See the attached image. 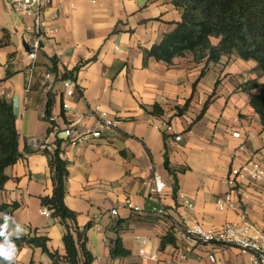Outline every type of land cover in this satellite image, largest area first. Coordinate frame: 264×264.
<instances>
[{"label":"crops","instance_id":"0c3cea01","mask_svg":"<svg viewBox=\"0 0 264 264\" xmlns=\"http://www.w3.org/2000/svg\"><path fill=\"white\" fill-rule=\"evenodd\" d=\"M44 14L53 32L43 42L29 88L31 37L26 29L32 19L14 12L10 0H0V95L13 104L23 153L7 167L8 179L0 190V205H16L9 233L18 224L23 234L47 236L49 247L65 254V228L42 213L41 203L53 191L43 150H54L62 139L61 156L69 168L65 202L77 212L80 227L90 224L87 248L95 257L93 264H252L251 255L238 247L196 242L182 227L196 219L217 229L246 210L264 229V178L243 185L236 209L216 205L231 167L252 156L264 163V126L250 104L251 92L242 87L259 76L256 62L225 56L207 64L187 53L167 64L148 55L181 19L172 0H51ZM52 57L59 75L49 89L44 73ZM65 71H73L78 85L67 99L70 111L62 107ZM49 93L54 96L55 126L46 118ZM96 105L119 118L117 128H104L101 137L89 142H69L61 133L67 126L98 127ZM155 105L164 112L154 114ZM166 122L173 132L165 130ZM235 131L242 137H235ZM178 134L180 140L175 139ZM243 143L245 151L235 157ZM166 157L175 174L165 167ZM155 173L166 188L150 200L146 183ZM179 192L194 203L193 209L180 203ZM128 198L141 211L129 209ZM160 205L167 215L152 210ZM119 220L124 228L116 232ZM169 231L175 243L162 245ZM117 233L129 256H111L110 238ZM139 238L147 239L145 249L155 259L140 255ZM14 244L16 264L52 263L41 248Z\"/></svg>","mask_w":264,"mask_h":264},{"label":"trees","instance_id":"16d2710c","mask_svg":"<svg viewBox=\"0 0 264 264\" xmlns=\"http://www.w3.org/2000/svg\"><path fill=\"white\" fill-rule=\"evenodd\" d=\"M172 3L181 11V19L147 54L167 64L187 53H192L196 62L206 61L207 64L219 62L225 56L255 61L259 76L249 79L242 87L251 92L250 104L259 114L264 126V82L260 81L264 76V0H172ZM50 61L47 70L58 76L57 58L52 57ZM63 78H74L73 71H65ZM48 98L46 118L55 126L54 120L51 119L54 96L49 93ZM163 112L159 105L154 106V114ZM52 130L53 128H49V132ZM19 141L20 132L13 104L0 95V190L8 179L7 167L15 164L23 156ZM61 143L62 139H57L54 150L50 151L47 148L43 150L49 158L53 191L51 195L41 197V203L51 209L52 217L58 219L65 228L63 235L65 254L52 250L49 247V237L44 235L22 234L20 238L14 235L10 238L19 245L28 244L41 248L50 256L51 264H93L95 257L87 248V230L90 224L80 227L77 212L69 208L65 202L69 168L67 161L61 156ZM165 167L175 174L168 157L165 160ZM15 207L16 205L1 204L0 214L6 213L11 217ZM10 221L11 219L8 220V226ZM123 222L119 220L115 223L116 232L124 228ZM4 224L5 218L0 215V226ZM3 241L4 237H0V243ZM165 243H175L172 231L163 238L162 245ZM110 253L113 258L131 254L124 246L120 233L110 238ZM0 264L7 262L0 259ZM12 264L16 263L13 261Z\"/></svg>","mask_w":264,"mask_h":264},{"label":"built area","instance_id":"2783aa9c","mask_svg":"<svg viewBox=\"0 0 264 264\" xmlns=\"http://www.w3.org/2000/svg\"><path fill=\"white\" fill-rule=\"evenodd\" d=\"M10 3L14 10L20 11L23 15L29 16L32 19V22L26 29L31 37L29 49L27 51L31 60V74L28 82V87L30 88L33 81L34 68L37 63L39 52L42 49L43 42L46 40L47 36H49V33L53 32V29L47 27L44 14L46 7L51 3V0H10ZM55 77V73L50 70H47L44 73V78L48 82L47 87L49 89L51 88ZM63 87L64 101L62 107L64 110L70 111L72 110V106L67 99L74 96L78 89V85L74 79L65 78L63 80ZM93 115L98 119L97 128L81 129L70 125L61 130V133L64 134L66 139L72 144H80L101 137L102 129H115L120 122L118 117H114L108 111L101 109L99 105L94 107ZM165 125V130L167 132H173V125L171 123L166 122ZM233 135L238 138L242 137V133L239 131H235ZM181 138L182 135L180 134L175 136L176 140H180ZM245 149V143L241 144L235 151V157H238L241 152L245 151ZM263 178L264 166L255 156H252L237 166L231 167L226 177L222 180L224 191L216 199L218 209H236L235 200L244 195L243 185L260 181ZM146 184L150 200L157 199L166 188L165 181L158 173H155L152 181ZM178 199L181 204L188 206L191 209L195 207L194 203L183 192L178 193ZM125 203L129 209L136 212L141 211V207L136 205L131 198L126 199ZM152 210L160 216L168 214L166 207L162 205L154 206ZM112 212L113 214H117L116 209ZM42 213L46 216L52 217L51 209L46 206L43 207ZM182 229L186 235L196 242L212 245H233L238 247L242 253L250 254L252 257V264H264V229L250 218L246 210L239 211L237 220L228 221L217 229L207 228L196 219L193 220L191 225H186L185 227H182ZM138 241L141 245L139 250L140 255L155 259L156 255H150L145 249L147 239L139 238ZM208 259L211 262H215L216 257L213 253H209ZM180 264L184 263L181 262Z\"/></svg>","mask_w":264,"mask_h":264},{"label":"clouds","instance_id":"9594fccd","mask_svg":"<svg viewBox=\"0 0 264 264\" xmlns=\"http://www.w3.org/2000/svg\"><path fill=\"white\" fill-rule=\"evenodd\" d=\"M5 218V224L0 226V237H4L3 243H0V259H3L7 262V264H12L16 255V245L12 242L11 236H16V238H20V236L24 233V229L20 225H15L13 231L9 233L8 229V220L11 219L6 213L0 214Z\"/></svg>","mask_w":264,"mask_h":264},{"label":"rangeland","instance_id":"374dc122","mask_svg":"<svg viewBox=\"0 0 264 264\" xmlns=\"http://www.w3.org/2000/svg\"><path fill=\"white\" fill-rule=\"evenodd\" d=\"M14 12H16V13H18V14H20V15H23V13L22 12H20V11H17V10H14ZM214 41H216L215 39H213ZM262 162V161H261ZM262 164H263V166H264V163L262 162Z\"/></svg>","mask_w":264,"mask_h":264}]
</instances>
